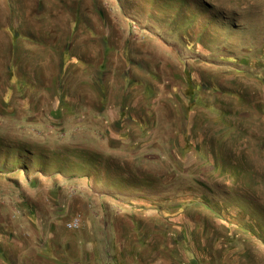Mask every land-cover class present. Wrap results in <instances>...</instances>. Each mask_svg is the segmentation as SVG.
<instances>
[{"label": "rangeland", "instance_id": "rangeland-1", "mask_svg": "<svg viewBox=\"0 0 264 264\" xmlns=\"http://www.w3.org/2000/svg\"><path fill=\"white\" fill-rule=\"evenodd\" d=\"M0 264H264V0H0Z\"/></svg>", "mask_w": 264, "mask_h": 264}, {"label": "built area", "instance_id": "built-area-1", "mask_svg": "<svg viewBox=\"0 0 264 264\" xmlns=\"http://www.w3.org/2000/svg\"><path fill=\"white\" fill-rule=\"evenodd\" d=\"M75 225H76L75 222H71V223L69 224L70 227H74Z\"/></svg>", "mask_w": 264, "mask_h": 264}]
</instances>
